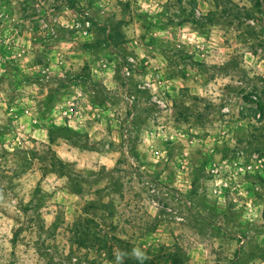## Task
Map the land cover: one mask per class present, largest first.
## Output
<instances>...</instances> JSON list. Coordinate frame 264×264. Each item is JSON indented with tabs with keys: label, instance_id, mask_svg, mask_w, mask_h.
<instances>
[{
	"label": "rangeland",
	"instance_id": "rangeland-1",
	"mask_svg": "<svg viewBox=\"0 0 264 264\" xmlns=\"http://www.w3.org/2000/svg\"><path fill=\"white\" fill-rule=\"evenodd\" d=\"M0 264H264V0H0Z\"/></svg>",
	"mask_w": 264,
	"mask_h": 264
},
{
	"label": "built area",
	"instance_id": "built-area-1",
	"mask_svg": "<svg viewBox=\"0 0 264 264\" xmlns=\"http://www.w3.org/2000/svg\"><path fill=\"white\" fill-rule=\"evenodd\" d=\"M259 117H260V113L257 112V113H256V118H259Z\"/></svg>",
	"mask_w": 264,
	"mask_h": 264
}]
</instances>
